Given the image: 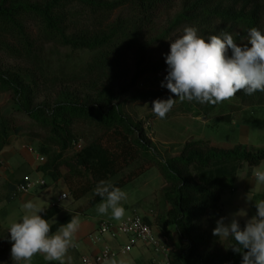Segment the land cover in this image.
<instances>
[{
    "label": "trees",
    "instance_id": "trees-1",
    "mask_svg": "<svg viewBox=\"0 0 264 264\" xmlns=\"http://www.w3.org/2000/svg\"><path fill=\"white\" fill-rule=\"evenodd\" d=\"M177 3L179 12L172 15ZM124 8L131 15L112 20ZM85 19L91 24H84ZM188 26L205 40L227 32L244 45L251 28L264 33V0H0V52L25 63L16 71L0 65V95L10 94L32 127L44 132L38 137L39 154L46 162L38 172L55 183L64 180L74 200L87 198L92 207L98 206L102 201L95 194L99 181L123 189L157 169L165 182L166 205L157 222L161 228L173 229L179 241L180 253L171 257V264H242V255L229 248L234 243L231 237L226 251H219L220 238L212 232L216 221L224 217L222 197L234 189L240 171L264 163V149H221L191 141L179 156L167 159L159 155L145 124L128 116L121 106L143 77L169 70L167 55L154 60L152 48ZM61 49L95 54L83 70L81 85L78 73L74 77L67 71L51 73L50 58ZM130 57L133 76L125 84L112 74L120 72ZM45 89L52 92L41 101ZM165 97L162 92H147L131 101ZM235 97L244 108H264V92L252 96L238 92ZM191 103L201 116L209 117L226 101ZM80 125L93 127L96 135H79ZM10 136L9 124L0 121V153L10 147ZM80 140L86 146L75 150ZM63 169L68 170L66 175ZM63 212L56 205L40 214L48 220L50 234L79 216L73 212L55 221ZM239 224L243 229L246 222ZM11 247L9 233L0 240V264L15 262Z\"/></svg>",
    "mask_w": 264,
    "mask_h": 264
},
{
    "label": "rangeland",
    "instance_id": "rangeland-1",
    "mask_svg": "<svg viewBox=\"0 0 264 264\" xmlns=\"http://www.w3.org/2000/svg\"><path fill=\"white\" fill-rule=\"evenodd\" d=\"M179 8V3H177L176 9L172 11V15L177 14L179 12ZM130 15L131 10L129 8H124L115 12L112 20L122 16L128 17ZM83 23L87 25L89 21L86 22L85 19ZM184 28H181L178 32L173 34L167 41L160 42L157 46L152 48L154 60H159L169 54L171 42L183 35ZM94 57L95 54L88 51L72 52L68 49L54 50V54L50 58L48 66L51 69V73L55 75H60L63 71H67L71 77H74V74L78 73V85H81V83L84 82L82 78L83 70L90 62L93 61ZM123 64L124 65H122L120 72L118 70V73L112 74V77L115 76V79H119L120 77L125 84H129L130 79L133 76V58L130 57L127 61H124ZM0 65L6 71H16L19 67H24L25 63L11 59L0 52ZM168 72L169 70L161 75H147L143 77L138 82L137 86L131 88L127 96L121 100V106L125 113L135 121L143 122L145 124V130L153 139L154 145V139L156 138L157 142L155 147L157 148L159 155L167 159L172 158L170 155L173 152H178L182 149L181 146L184 142L191 138H198L202 135L213 139L214 142L220 146L233 147L237 144L238 146H243L250 151L264 149V108H244L241 101L234 97L233 99L226 101V103L221 105L212 114L209 126L206 127L203 125V122L193 118L194 116H201V112L198 108H196L190 101H180L178 97L166 88V86H161L162 84L166 85L167 81L165 78L168 75ZM109 75H111V73H109ZM50 92H52V90ZM50 92L45 89V92H43L40 96L41 101H45L46 98L50 97ZM147 92L164 93L166 97L160 100H167L170 97L172 99H176L175 105L166 114L164 119H160L154 115L152 111L153 101H139L136 103L131 101L133 97ZM228 114L232 116L231 119L236 125H231L229 122L220 120L221 116ZM0 121L9 124L11 144L19 157L22 159L24 157H33V159H35L40 156L39 150L41 146V139L38 137L42 138L45 134L37 127H32L31 119L19 110V108L14 104L10 94L0 95ZM77 133L86 138H91L96 135L94 128L88 125L78 126ZM85 146L86 143L84 140H80L79 144L76 145L75 150H81ZM6 167L7 164L2 166L0 163V168L4 169ZM62 172L63 175H66L68 170L63 169ZM154 173L159 175L160 172L157 169H152L121 189L127 194V199L121 201V206L127 204L129 208L125 210L124 218L119 221L113 219L110 215H108V213H98V206L92 207L87 198L80 201L74 200L64 180H61L59 183H55L47 178L46 188L39 191L37 198H35L33 202L38 203V206L43 208L45 211L52 205L58 204V200L63 194L68 195L67 199L59 202V205L63 207L64 212L55 221L60 220L70 213H79L81 223L74 236V246L69 248L66 256L64 257L70 263L78 264L81 259L76 248L78 243L93 234L96 228L103 221L120 223L128 216L134 214L143 216V209L140 208V206L144 205L142 201L150 195L152 196V202L155 204L154 206L158 209L159 213L162 214L166 212V205L163 202L164 188L159 186L160 180L156 176L153 177ZM16 203L18 211L16 212L17 214L8 218L4 217V210L7 207V203L0 202V226H2L3 232H7L12 223L20 222L25 214V209L22 207L25 203H27L25 199L18 200ZM240 212L245 213V215L241 216V220L247 222L250 220L246 219L247 216H250V214L256 215L257 208L248 210L246 207H243ZM6 236L7 235L0 236V240ZM120 240L123 244L128 242L127 238L124 237ZM227 241L228 239L220 240L219 251H226ZM170 245L171 244H169V248L171 249V258L172 256L178 255L180 253V249L178 247V250L173 252L171 247L172 245ZM145 247L148 249L151 248L149 246L139 244L133 252L129 254V256L121 257L119 262L122 261L123 264H134L132 260L133 255L137 254Z\"/></svg>",
    "mask_w": 264,
    "mask_h": 264
},
{
    "label": "clouds",
    "instance_id": "clouds-1",
    "mask_svg": "<svg viewBox=\"0 0 264 264\" xmlns=\"http://www.w3.org/2000/svg\"><path fill=\"white\" fill-rule=\"evenodd\" d=\"M250 44V47L248 46ZM229 50L231 55H229ZM169 66L166 85L162 84L180 101H196L204 104H218L233 99L238 92L252 96L264 92V33L253 27L248 31L247 43L238 45L232 34L211 35L205 40L197 34L195 27H185L183 35L170 44L165 59ZM176 99L155 100L152 111L160 119L173 108ZM258 184H264V166L253 172ZM95 194L102 198L97 207L100 214L111 210L113 219L119 221L125 216L121 201L127 194L106 180H101ZM248 200L251 198L248 196ZM257 214L241 229L234 214L230 223L221 217L216 221L213 236L220 240L231 237L234 241L229 248L242 255V264H264V200L255 202ZM20 222L10 225L11 259L16 264H31L32 258L41 254L47 261L64 264L70 247H73L75 233L80 227V217L73 216L54 234L47 219L39 213L43 208L29 201ZM243 213V214H241ZM104 264H123L115 257L106 259Z\"/></svg>",
    "mask_w": 264,
    "mask_h": 264
},
{
    "label": "crops",
    "instance_id": "crops-1",
    "mask_svg": "<svg viewBox=\"0 0 264 264\" xmlns=\"http://www.w3.org/2000/svg\"><path fill=\"white\" fill-rule=\"evenodd\" d=\"M226 117L232 118V116L228 114V115L221 116L220 120L226 121ZM193 118L197 119L198 121L203 122V125L208 127L209 121H210V118H212V115H210L209 117L194 116ZM226 122H229L231 125L235 124L232 121V119L231 121H226ZM191 141L209 142L212 147L221 148V149H233L236 146H238L237 144H235L236 146H233V147L232 146H220L219 144L214 142L213 139L209 138L208 136L202 135V136H199L198 138H191L187 140L186 142H184L181 146L182 149H180L178 152H173L170 155V157L179 156L181 152L183 151L184 146L188 142H191ZM154 142L156 145V142H157L156 138L154 139ZM45 162L46 160L42 156H38V158L36 157L35 159H33V157H24L22 159L21 157L17 155L16 150L14 149L12 144L5 151L0 153L1 165L4 166V164H7L6 168L4 169L0 168V202L7 203V207L4 210V217L9 218L10 216L12 215L15 216L17 214L16 212L18 211L16 207L17 206L16 202L18 200L25 199L26 202H29V201L33 202L35 198H37L39 191H41V188L39 187L35 188L33 192L28 195H20L18 197H15L14 194H15L16 186L19 185L24 180L25 177H30L34 181H39L43 179L46 181L47 178L44 177L42 173L38 172L39 166H41ZM261 166H264V163H262V165H260L259 167ZM257 168L258 167H255V168L245 167L242 171H240V173L238 174L236 178L234 189L231 192L226 193L222 197V207L224 210V218H225L226 224L230 223L233 215L239 213L243 207H246V209L248 210H252V208H256L255 202L264 200V184H258L253 175L254 170ZM153 175H154L153 177L156 176L160 180L159 186L160 187L162 186V188H165V183L162 179L161 174L159 173L158 175L157 173H154ZM248 196L251 198V200L247 199ZM60 198L58 200V204L56 205H59ZM152 201L153 199L151 195L142 201L144 204L143 206H140V208L143 209L142 217H144L146 223L152 226L158 238H166L169 241V244L172 245L170 246L172 247V250L174 252L178 250V247H179L178 236L173 229L166 230L164 228H161L158 225L157 221H158L160 213L158 209L155 208L154 206L155 204ZM33 203L36 204L37 206L39 205L36 202H33ZM56 205H52V206H56ZM122 207L125 210L129 208L127 204H124ZM108 215L111 216V210H109ZM254 216L255 215L250 214V216H247L246 219H251ZM236 218L239 221V223L244 222V220H241V216L238 215L236 216ZM98 227L96 228V230L98 229ZM0 233H1L0 236H3V235L5 236L9 234L8 231L3 232L2 226H0ZM88 237L85 238L80 243H78V246L76 247L78 250V254L80 255L81 258L84 255L95 252V248L92 246V244L88 240ZM227 239L228 238L224 240H227ZM111 244L116 247L123 243L121 242V240H119V242H112ZM132 260L134 264H165L162 256L156 254L153 249L151 248L148 249L146 247L143 248L137 254L133 255ZM49 262H52V261L45 260L44 256L41 254L35 255L31 260V264H47ZM54 262L60 264L59 261H54ZM12 264H16V262ZM64 264H72V263H70L66 258H64ZM78 264H82L81 259H80V262H78Z\"/></svg>",
    "mask_w": 264,
    "mask_h": 264
},
{
    "label": "built area",
    "instance_id": "built-area-1",
    "mask_svg": "<svg viewBox=\"0 0 264 264\" xmlns=\"http://www.w3.org/2000/svg\"><path fill=\"white\" fill-rule=\"evenodd\" d=\"M46 181H34L30 177L16 186L15 197L28 195L37 187L46 188ZM68 195L63 194L60 202L67 199ZM124 237L128 242L118 246H113L112 242H119ZM88 240L95 248V252L82 256V264H104L106 259L115 257L117 261L121 257H127L139 245L151 247L156 254L163 257L165 264H171L169 241L166 238H158L144 217L134 214L128 216L120 223L103 221L98 229L88 237Z\"/></svg>",
    "mask_w": 264,
    "mask_h": 264
}]
</instances>
